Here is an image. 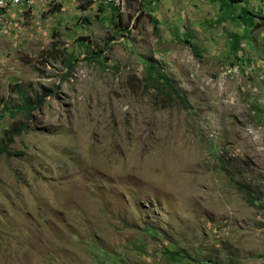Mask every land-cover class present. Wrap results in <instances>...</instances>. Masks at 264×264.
<instances>
[{
	"label": "rangeland",
	"instance_id": "1",
	"mask_svg": "<svg viewBox=\"0 0 264 264\" xmlns=\"http://www.w3.org/2000/svg\"><path fill=\"white\" fill-rule=\"evenodd\" d=\"M3 147L0 264H264V0L0 10Z\"/></svg>",
	"mask_w": 264,
	"mask_h": 264
},
{
	"label": "trees",
	"instance_id": "2",
	"mask_svg": "<svg viewBox=\"0 0 264 264\" xmlns=\"http://www.w3.org/2000/svg\"><path fill=\"white\" fill-rule=\"evenodd\" d=\"M233 2L237 1V0H232ZM80 46H83L85 49L88 48V46H86L84 43L79 44ZM194 50V48H192ZM86 53H88L87 50H85ZM93 50H90V53H94L92 52ZM146 76L148 78V81H153L156 84L160 85L159 90H168V91H174L175 90V86L174 84L167 78L165 77V75L153 64V63H149L148 68H147V72H146ZM0 153H5L6 155H10L9 152H7L5 150V148H0Z\"/></svg>",
	"mask_w": 264,
	"mask_h": 264
},
{
	"label": "built area",
	"instance_id": "3",
	"mask_svg": "<svg viewBox=\"0 0 264 264\" xmlns=\"http://www.w3.org/2000/svg\"><path fill=\"white\" fill-rule=\"evenodd\" d=\"M26 2H31L32 0H25ZM22 0H0V10H5L8 7H16L20 5Z\"/></svg>",
	"mask_w": 264,
	"mask_h": 264
}]
</instances>
